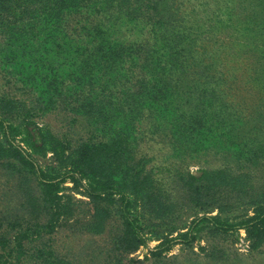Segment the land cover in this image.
I'll return each mask as SVG.
<instances>
[{
  "label": "rangeland",
  "instance_id": "374dc122",
  "mask_svg": "<svg viewBox=\"0 0 264 264\" xmlns=\"http://www.w3.org/2000/svg\"><path fill=\"white\" fill-rule=\"evenodd\" d=\"M91 1L92 27L101 20L105 36L143 40L128 25L109 29L112 0ZM162 2L200 37L181 55L188 69L163 83L155 113L145 115L139 61L107 66L109 76L119 67L130 76L132 93L105 83L103 97L88 93L65 53L45 43L44 4L0 0V264H264V226L224 233L208 221L247 220L264 207V0ZM122 128L131 161L78 162V148ZM98 171L105 182L122 176L131 193L125 209L140 244L130 252L123 192L90 196ZM52 178L60 182L53 204L44 186ZM192 229L195 239L181 243Z\"/></svg>",
  "mask_w": 264,
  "mask_h": 264
},
{
  "label": "trees",
  "instance_id": "16d2710c",
  "mask_svg": "<svg viewBox=\"0 0 264 264\" xmlns=\"http://www.w3.org/2000/svg\"><path fill=\"white\" fill-rule=\"evenodd\" d=\"M40 1L45 6V19L49 30L45 37V43L51 44L54 51L58 50L65 53V64L75 67L76 74L87 83L84 86V90L86 91L88 88L90 91L88 93L94 92L98 96L103 97V94H99V92L102 91V86H106L102 85L104 83L114 86L117 92L126 91L132 93L133 88L128 86L131 81L130 76L121 73L120 67H115L118 72L109 76L108 67L117 66L126 59L139 61L138 64L141 65L143 70L140 81L144 88L143 90L138 89L137 94L145 97V106L143 105L145 115L155 113L156 106H154V102L160 101L165 94L163 83H171V79H177L182 76L181 70L186 71L188 69L186 66L181 67L183 63L181 61H184L181 59V55L183 52L192 53L194 50H189L188 46L191 45L192 41L196 45V40L200 37L199 29L197 27L193 29L188 18H181L174 14L170 6L164 4L162 0H112L111 7L104 5L109 10L107 17L109 25L107 26L110 30L114 28L119 30L120 33V30L125 29L124 27L128 25L132 29L142 32L139 36H143L144 41L142 39H133L128 44V41L120 39L116 34L111 35V37L105 36L100 25L102 23L101 20H96L95 27L90 25V21H87L86 10L90 6H95L94 1ZM166 12L168 13L165 14ZM111 14H113V19H111ZM103 24L105 25L104 22ZM97 28L102 30V35H99L100 31ZM142 47L144 49H141ZM173 62H177L180 66L174 67ZM208 72H210V69H208ZM211 85L212 92L210 97H215L217 95L215 86H219V83ZM131 86H133V83ZM50 95L52 99L53 93L50 92ZM115 102L119 103L118 109L116 108L118 112L125 110L126 106L123 103L117 100ZM123 131V128L115 130L106 141L99 140L97 143L82 145V147L78 148V155L80 154V157H82L78 162L81 164L83 161L86 165H90V161H93L101 166L106 158H109L113 164L121 160L131 161L132 157H129L128 154L126 155L125 151L122 150V144L126 146L120 140ZM10 165L16 164L11 163ZM92 177L96 178L100 186V189L89 188L91 190L90 196L94 200H111L113 195L123 192L120 199L122 205L120 204L119 208L122 213L121 218L124 227L123 237L124 240H128L129 244H133L127 248V251L134 250L140 244V238L135 231V220L125 209L132 196L130 195L131 193L129 194L122 190V187H124L121 185L123 177L113 174L110 177L112 180L108 178L107 182H105L102 175H100V171ZM126 177L128 187L133 191L136 190V187H133L132 178V186H129L130 176L128 175V170L126 171ZM48 180L44 183V186H46L45 196L47 201L53 204L57 200V193L60 191V182L55 181L54 178ZM208 221L214 229L224 233L243 227L248 229L264 226V207L258 208L254 215L247 220L228 222L219 217L210 216ZM193 229L180 234L181 243H189L195 239ZM262 229L264 235V228ZM14 238H18L20 241L19 235H15ZM124 240L122 238L121 243L127 244ZM166 244L168 243H161L158 247ZM168 248L165 247L163 250Z\"/></svg>",
  "mask_w": 264,
  "mask_h": 264
}]
</instances>
